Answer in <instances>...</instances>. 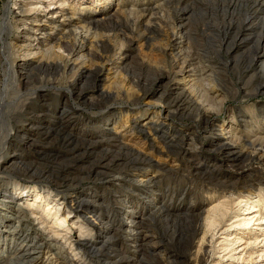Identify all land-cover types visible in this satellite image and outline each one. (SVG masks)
I'll return each mask as SVG.
<instances>
[{"label":"rangeland","instance_id":"374dc122","mask_svg":"<svg viewBox=\"0 0 264 264\" xmlns=\"http://www.w3.org/2000/svg\"><path fill=\"white\" fill-rule=\"evenodd\" d=\"M8 1H11L10 8L13 12L16 11L13 9L17 6L16 2L23 3L28 8L39 6L35 0H0V10ZM94 1L96 0H88V3L84 1V5L89 6L84 12L87 17L97 14L102 17L103 12L107 14L113 13L115 9L117 11L113 21H103L100 26L91 27L90 47L96 55L91 66L103 67V61L111 60L121 51L127 53L121 69L116 74H107V77L112 76L111 80L101 82L104 77L94 79L83 73L79 78L76 75L77 66L73 71L65 69L60 58L65 53L62 47L59 51L61 56L58 54L57 57L51 52L50 57H45L44 63H49V68L45 64L40 67L30 66L22 76L17 69H8L7 56L0 58V157L8 154L7 150L14 147L15 161L21 163L16 167L18 172L14 171L15 173L1 172L0 168L1 180L16 181L22 185L36 184L38 187H45V190L50 189L58 197L65 194L67 200H70L72 191L76 190L74 188L91 187L102 200H90L87 207L90 206L91 210L101 214H113L115 199L127 194L132 198V205L141 199V203L146 206V197L141 198L142 194L129 191L126 187L131 185L129 175L138 177L134 167L128 164L126 151L119 150L113 141L108 140V133H99L103 137L100 138L90 132L97 130V126H101L108 115H118V121L112 119V122L117 121L115 126L125 132L133 125L131 121L124 120L126 110L145 112L148 115L160 112V119L165 118V111H160L159 104L173 105L175 95L165 89L164 81L150 87L147 95L143 94V89L147 83L149 88L155 81V74L173 72L167 63L181 49L182 43H179L178 37L168 42L166 34L177 26L179 14L185 7L188 12L180 19L185 27V46L188 54L195 58L194 62L203 66L204 74L208 76L206 78L202 75L201 83L196 80L192 82L193 86H186V89L195 99L198 96L196 90L199 95L202 92L203 96H207V105L212 107H215V101L211 97L215 93L219 94L214 97L218 106L221 105L222 112L217 115L219 120L225 119L226 122L230 120V116L235 119L236 135L264 137V90L256 88L264 73V65L263 62H252L256 52L264 49V0H184L165 3L157 8L152 5L159 0H102L98 5ZM250 14L251 26L248 28L245 27L244 20ZM32 16L35 17V14ZM114 21H117L116 25L113 24ZM23 34L22 26L15 19L11 32L7 31L2 35L3 39L12 44L10 52L17 53V47L21 49L19 45L22 43L17 39ZM33 42L31 40L30 43ZM5 49L3 55H7ZM106 68L104 66L103 73ZM101 88L104 92L99 93ZM80 90L85 93L83 95H86V99L78 96ZM2 101L6 102L1 106ZM149 101L156 102V107L152 108ZM178 108L186 111L176 112L171 120L172 126L189 129L191 134L197 131L196 138L179 143L180 151L166 148L165 141L160 138L153 140L154 135L148 136L146 141L135 127L126 131L124 136L128 143L144 144L145 151L151 146L158 148L162 168L159 170L156 188L160 191L157 195L160 194L163 205L168 207L165 213L169 218L161 224L158 222V215L154 214L145 217L144 222L147 229L154 233L166 232L167 236L187 234V231L189 233L188 223H182L187 227L185 228L177 219L183 222L184 215H192L199 208L207 210L224 199V194L228 193H222L223 187L216 182L218 177L220 182L236 183L234 198L248 199L249 202L255 194L264 191V160L254 163L241 158L234 160L232 156L225 155L222 150L208 144L211 133L204 128L205 125H200L198 129L197 121L191 119L195 116L196 109L184 105ZM59 110L63 111L62 115L55 113ZM59 117L62 118L58 119ZM26 118L31 120L23 127ZM146 125L151 126L148 123ZM227 125H231V120ZM21 128H26L27 143L20 140L18 131ZM120 134L115 135L120 137ZM97 137L100 139H96ZM175 140L172 145L177 144L180 139ZM200 162L203 167L198 169ZM149 173L152 174L151 169H148ZM244 202L241 203L243 207ZM71 204L69 202L67 205ZM237 213V207L232 208L223 225L230 224ZM117 218L118 220L113 219L115 230L123 225L122 219ZM105 224H109V221H105ZM231 232L229 230L226 234ZM199 235L193 244L195 250L199 244ZM221 235L216 237L215 243L224 236ZM116 238L122 241L124 234L121 232ZM166 240L168 241L165 237ZM170 242L167 246L169 250L178 249V245ZM110 246V242H107L103 252L90 258L103 264L108 261L107 251ZM60 249L43 252L40 264H49L56 259L55 263L61 261L67 250ZM16 256L12 257L15 262L18 260ZM150 260L154 262V259ZM231 263L233 262L227 260L224 264Z\"/></svg>","mask_w":264,"mask_h":264},{"label":"bare ground","instance_id":"6f19581e","mask_svg":"<svg viewBox=\"0 0 264 264\" xmlns=\"http://www.w3.org/2000/svg\"><path fill=\"white\" fill-rule=\"evenodd\" d=\"M35 1L39 3V6L34 5L30 8L24 7L23 3L16 2L15 5L17 6L13 7V9H16L14 12L10 8L11 1H8L0 10V58L4 56L9 58H6L8 69L12 71L17 69L20 76H22L21 74L27 71L30 66L40 67L45 64L49 68V63H44L45 57H50L51 52L55 53L57 57L58 54L61 56V53H59L61 47L65 52L60 57L63 62L62 66L70 70L77 66L76 75L79 78L83 73L94 79L104 77V80H100L101 82L108 81L112 78V76L107 77L108 73L116 74L121 69L122 61L127 56V53L123 51L111 60L103 61L104 66L107 67L106 74L103 73L104 71L102 72L104 66H91L92 59L96 55L91 51L90 46L92 45L90 44L92 42L89 39L92 34L91 27L100 26L99 24L103 21H113L117 9L113 13L105 14L103 12L102 17H99L97 13L95 16L90 17L88 15L89 17H87L84 12L89 6L84 5V1L88 3V0ZM101 1L96 0L94 2H97L96 5H98ZM179 1L183 2L184 0H159L152 6L157 8L165 3H179ZM187 12V7L183 8L179 18L183 19ZM33 13L35 17H32L35 19L31 17ZM251 18L252 14L244 20L245 27L249 28L251 26ZM15 19L22 26V32L24 33L21 38L17 39L22 43L19 45L21 49L17 47V53L10 52L12 44L7 39L2 38L4 32H11ZM180 19L177 21L179 22L177 26L166 34L168 42L176 40V37H178L179 43H182L181 49L177 50L167 63L168 67L173 69V72L163 71L155 74L153 77L156 76L155 81L150 84L149 88L146 82L147 85L143 89V94L147 95L150 87L164 81L163 86L165 89L170 90L175 95V98L172 99L173 105L159 104L160 111L166 112H164L165 118L163 117V119H160V112L148 115L145 112L126 110L125 122L131 121L133 123L126 131L128 132L135 127L138 133L143 134L146 141H148V136L154 135L153 140L160 138L165 141L166 148L180 151L182 141L196 138L197 131L191 134L188 131L189 129L174 127L171 120L177 111H186L178 108V106H193L196 109V117L192 116L191 119L197 121L198 129L200 125H205L204 128L209 130L211 133L208 140L209 145L217 147L225 155L232 156L234 160L241 158L260 163L264 160V137L255 136L251 138L245 134L236 135L235 130L237 128H235V125L237 123H235V119L230 116L231 125H227L229 119L226 122L225 119L219 120L217 115L222 112L220 110L221 105L218 106L219 103L214 99L219 94L215 93L211 97L215 101V107H212L207 105V96H203L202 92L199 95L198 90H196L198 96L196 95L197 98L195 99L190 95L191 92L186 89V86L188 88L193 86L194 83L192 82L196 80L201 83L203 81L202 75L206 78L208 76L204 74V67L196 61L194 62L195 58L188 54V49L185 46V27ZM116 22L114 21L113 24L116 25ZM31 40H34V42L30 43ZM4 48H6L5 54L7 55H3ZM263 59L264 49L261 52H256L252 62H263L264 65ZM189 83L190 85H188ZM256 88L257 90H264V73ZM98 92L102 93L104 90L101 88ZM83 94L85 93L80 90L78 96L85 98L86 95ZM5 102L2 101L1 106ZM148 103L152 108L157 105L154 101ZM55 113L62 115L63 111L59 110ZM120 116L123 117L122 114ZM116 118H119L118 115H108L104 118V123L101 126L96 125L97 130L90 133L99 135V137L100 134L108 133L110 139H107L113 141L119 150L126 151L128 164L134 167L138 176H135V179L133 178L134 174L129 175L132 186L126 185V187L129 191L134 190L137 194H142L141 198L146 197V206L141 203V199L135 201L136 204L132 205L131 196L127 194L122 198L118 195L119 197L115 199L112 207L115 212L113 214L107 212L106 215L91 210L90 206L87 207L90 200H102L101 197L98 198L96 191L91 187L85 189L74 188L76 190L72 191L70 200H67L68 197L65 194L58 197L50 189L45 190V187H38L36 184L22 185L16 181L0 179V264H40V257L43 252L48 253L50 250L60 248L67 250L63 256L64 258L62 257L61 261L57 263H55L56 259L49 264H64L65 261L67 264H91L94 260L90 257L98 256L103 252L107 242H110L111 246L107 251L108 261L103 262V264H224L227 260L232 261L231 264H264V191L255 194L253 198L249 199V202L248 199L234 198L235 189H237L236 183L232 181L220 182L219 177L216 178L218 180L216 182L223 187H221L224 189L222 193H228L227 195L224 194V199L207 210L203 211L199 208L192 215H184L183 222L177 219L181 226L185 227L182 223H188L190 226L189 233L187 231V234L167 236L166 232L154 233L147 229L144 222L145 217L158 215V222L161 224L168 221L169 218L167 212L165 213L168 207L163 205L160 194L157 195L160 191L156 188L158 176L160 175L159 170L162 168L158 158V148L151 146L145 151L143 149L144 144H133L125 141L124 136L127 132H123V129H118L115 126L118 121ZM112 119H116V123L112 122ZM30 120L31 118H26V123L22 126H27ZM147 123L151 126H147ZM146 129L149 131H146ZM25 130L26 128H21L18 132H20V140L27 143ZM116 133H121V136H116ZM8 136H10V133H8ZM100 138L97 137L96 139ZM175 138L180 140L177 144L172 145L173 142H176V140L174 141ZM7 152L8 154L0 157L1 172L13 173L17 171L16 167L21 163L15 161L16 158L13 156L14 147L8 149ZM199 167H203L202 163L197 166L198 169H200ZM148 169L152 170V174H148ZM224 201L226 203H221ZM69 202L72 204L67 205ZM242 202H244V207L241 206ZM235 207H237L239 213L234 216L230 224L223 225L228 214ZM117 217L122 219L123 225L120 229L115 230L113 219L118 220ZM105 221H109V224H105ZM254 228L257 229V232ZM229 230H232V232L227 235L226 233ZM121 232L124 234L122 241L116 238ZM221 234L224 236L215 243V240L222 236ZM197 235H199V244L197 250H195L193 244ZM165 237L168 239V241L166 240L167 243ZM169 240L178 245V249L169 250L167 248ZM172 242L170 243L172 244ZM192 249L195 251H192ZM15 255L18 259L16 262L12 258ZM51 258L53 259V257ZM151 258L154 259V262L150 260ZM244 261L246 263H243ZM93 264H101V262L96 259Z\"/></svg>","mask_w":264,"mask_h":264}]
</instances>
